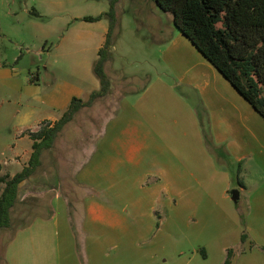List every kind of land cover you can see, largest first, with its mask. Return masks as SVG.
Wrapping results in <instances>:
<instances>
[{"label": "rangeland", "instance_id": "obj_1", "mask_svg": "<svg viewBox=\"0 0 264 264\" xmlns=\"http://www.w3.org/2000/svg\"><path fill=\"white\" fill-rule=\"evenodd\" d=\"M108 6L109 0H0V177L28 164L31 133L56 114L47 103L56 84L81 83L83 99L98 89L97 37L108 21L81 18ZM114 12L116 36L104 65L111 92L77 112L19 184L10 225L0 227V264H220L221 228L204 231L196 222L203 213L228 214L221 212L222 190L228 189L229 206L244 209L242 181L264 186V120L240 113L237 92L154 0H116ZM85 27L95 31L88 45L75 39ZM142 105L153 138L174 150L164 154L174 164L164 193L149 159L130 166L125 180L97 170L112 135L99 137L105 121L139 116ZM232 142L250 151L246 160H235L241 149L233 154ZM182 164L180 173L192 171L194 178H178ZM3 187L0 181V193ZM88 203L102 206V218L86 214Z\"/></svg>", "mask_w": 264, "mask_h": 264}, {"label": "trees", "instance_id": "obj_2", "mask_svg": "<svg viewBox=\"0 0 264 264\" xmlns=\"http://www.w3.org/2000/svg\"><path fill=\"white\" fill-rule=\"evenodd\" d=\"M85 21L106 18L108 29L103 45L97 51L93 71L99 88L86 99L72 97L60 117L31 133L32 152L28 164L11 178L0 177V227H8L11 208L17 199L19 184L33 174L40 163L41 152L50 149L63 127L82 108L109 94L112 84L104 71L116 36L114 4ZM172 16L174 26L220 72L234 89L264 118V0H154ZM242 239L244 235L242 234ZM229 252V250H228Z\"/></svg>", "mask_w": 264, "mask_h": 264}, {"label": "crops", "instance_id": "obj_3", "mask_svg": "<svg viewBox=\"0 0 264 264\" xmlns=\"http://www.w3.org/2000/svg\"><path fill=\"white\" fill-rule=\"evenodd\" d=\"M100 21L101 20H99V22ZM107 29L108 25L106 26V24H103L101 27V33L97 37V49L103 45ZM94 34L95 31H93L92 28L85 27L75 36V39L79 41L80 44L85 43V45H88L90 38H94ZM181 35L185 37L182 33ZM192 46L198 51L193 44ZM232 88L234 89L233 86ZM83 89L84 88L81 83L77 84L74 82H64L56 84L52 94L50 95V99L47 102L50 107L56 109V114L52 117H45L42 120H55L58 117V114L62 113V111L67 107L72 97L75 96L81 98ZM93 90H97V88L94 87L89 89L87 91V95ZM146 93L147 90L145 89L143 90L141 96L145 97ZM235 94H237L235 95V102L240 113H243L245 117L253 116L254 119L258 121L259 119L255 116H260L264 120V118L238 92ZM241 97L243 99H240ZM122 101L123 100H120L121 108H123L124 104L126 105V103H123L125 100L123 102ZM138 110L139 116L135 114H128V116L112 115L105 121L99 137L104 136L105 138L107 136V132L112 133V135L111 138L109 137L110 142L108 143V147L105 145L103 146L102 160H99L101 161L102 166L97 170L101 171L105 178H111L114 182L122 179L125 180V177H127L129 175V171H131V167H141L144 164V161L149 159V163L155 167L154 173L157 176L154 180V184L159 181L158 184H160V187L158 188V192L160 191L164 193L165 188H167V183H163V179L172 177L171 171L174 168V164L171 163L169 159H164V154L171 149L170 144L166 140L159 141L157 138H153L151 122L146 116L148 113L147 107L142 105ZM230 144L232 147L236 148V150H233V154L234 151L241 149L240 153L234 154L235 160H246L250 151L243 152V147L238 142H232ZM104 150H106L107 153ZM172 152H174V150L171 149V153ZM250 159L251 158L248 160ZM105 163L107 164L105 169L106 171L104 170ZM183 164L184 167L189 170L192 168L185 163ZM183 164L182 166H177L178 178H181L182 176L185 177L187 175L193 176L194 178L195 175H193L192 171H188V174L186 175L180 173L181 169L184 170ZM242 182L243 185L239 186V192H244L245 195L243 198L245 203L243 204L244 209H237L236 207L233 209L231 205H228L230 203L227 202V199L230 194L228 195V189L226 188L220 192V196L225 203V207L221 212L224 213L225 210H227L228 214L223 217H217L215 213H209L207 217H202L203 213L200 215V221L196 222L202 225V230L204 231L214 226H219L221 228L217 230L220 236L218 242L222 243L219 248L221 253L220 264H264V186L261 185L260 187L253 188L249 187L246 181ZM191 190L194 193L197 192L200 194V189H198V191H194L195 189L191 188ZM207 191L208 197H210L209 194L211 195L212 192L209 190ZM207 191H202L201 194ZM180 193L181 192L179 190L178 194L181 196L182 194ZM192 204L195 209H199L196 199H193ZM212 204L215 205V201H213ZM101 207L102 206L97 203H88L85 207L86 214L93 217V220H99V218H102L103 216ZM242 210H244L245 213L244 220H240V215L243 216ZM242 234L244 235V239L241 238ZM217 236H210V241L217 242ZM203 250L204 248L201 249V251ZM202 255H205L204 252H202Z\"/></svg>", "mask_w": 264, "mask_h": 264}, {"label": "water", "instance_id": "obj_4", "mask_svg": "<svg viewBox=\"0 0 264 264\" xmlns=\"http://www.w3.org/2000/svg\"><path fill=\"white\" fill-rule=\"evenodd\" d=\"M231 199H232L233 201H237V199H238V191H237V190H233V191L231 192Z\"/></svg>", "mask_w": 264, "mask_h": 264}]
</instances>
